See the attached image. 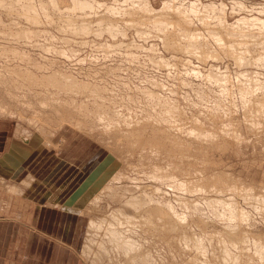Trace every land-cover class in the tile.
<instances>
[{
    "label": "bare ground",
    "instance_id": "bare-ground-1",
    "mask_svg": "<svg viewBox=\"0 0 264 264\" xmlns=\"http://www.w3.org/2000/svg\"><path fill=\"white\" fill-rule=\"evenodd\" d=\"M132 1V5L137 2V0ZM144 3L145 4L142 2L137 6L134 5L129 9H120L106 4L105 11H102V7L105 4L99 0H0V10H3L7 15L16 16V18L11 19L13 25H11V22L3 20L0 17V37L2 35L5 36L7 40L14 41V43L10 45L0 41V119L11 118L17 121V135H15V141L20 140L25 142V144L34 142V144L41 145L44 150L61 147L60 143L58 144V139L61 138V142L64 144L67 143V136L73 131L75 133L74 137L77 135L82 136V138L87 140L88 137L94 139L99 146L110 154V158L114 157V148L110 145L111 142L102 140V136H105V139L109 140L117 139L116 142L120 141L121 138L128 142L132 140L130 142L132 143V146H139L142 150L145 149L147 154L159 156L158 158H160V155L167 152L168 155H170L169 153H172L174 156L172 162L168 160L169 163L167 164L159 165L156 164L157 162H152V171L149 172L147 179L158 182L160 185H168L174 188L178 192L174 199L175 203L168 199L169 197H166L167 193L163 191V188L152 185L150 187V185H148L145 186L146 188L144 187L145 191L142 194H137L135 192L133 194L131 193V197L127 200L125 199L124 206L112 211L109 217L101 219L89 217L85 229L88 228V233L89 231H93L94 233L91 237H86V244L87 248H89V253L90 250L92 252L94 251V246L92 245H97L99 247V250L97 251H100L101 249L104 253L107 252V246L105 247V245H113L121 252V255L123 254L126 257V260L124 261L125 263L149 264V259L146 258L149 254L146 256L144 252L140 254L137 252L141 250L140 245H153L155 242L154 240H159V242L164 241L163 243L167 245H178V247L179 245H196L197 249L198 245L199 250H197L199 252L197 250L196 252L205 257L209 252L206 245H219L221 249L219 246H216V249L218 250L219 248L220 253L222 252L223 255L220 254L221 256L219 257V250L218 253L213 251L214 255H216V253L218 254L216 259H214V261L212 260V262H201L203 264L264 263V235L262 236L253 233L255 228L254 216H260L261 220L264 222V193L259 191L255 185L236 181L231 178L232 176H227L222 172H216L211 175L202 170L201 172H198L200 175L196 172V175H194L189 169V172H187L186 169L181 167V162L178 161L180 160L178 154L183 152L193 154L192 152H194L196 146L199 148V151H203L207 146L217 144L218 138L220 137L225 138L229 142L239 143L243 139L245 141L244 137L246 136H244L241 129L243 124H245L246 128L251 132L256 133V135L264 129V80L261 79L263 75L262 73L259 75L254 74V72L249 73L248 71H238L239 73L236 72L231 76L228 74H221L220 76L213 70L209 71L207 75L202 74L200 72L201 70H188L186 73L188 78L181 76L180 81L184 86H187L194 91L197 99L191 100V98H185L191 102V105L200 107L199 112L204 114L209 125L207 126L200 116L195 115L190 119L191 125L185 126V112L180 105L181 102L179 103V100H177L178 97H174L175 95L173 97L169 96L168 98H164L155 90L149 89V86L141 87V94L145 96V98L147 97L150 99V102L148 103H150L151 110L143 107L142 104L139 106V109L141 108L142 112L141 116L136 108L135 110L133 109L134 106L133 108L128 107L129 111L125 114L118 110V91L113 90V88L110 90L98 84H93L90 81L86 82L81 80L74 76L73 73H69L68 70L63 71L62 69H56L53 61L55 60L56 62L57 59L52 58V61L47 55L48 59L46 58L45 60L47 64H43L38 61L39 59L36 60V58H33L36 56H34L35 53L32 52L33 50L30 51L24 46L31 45L38 48V50L42 49L44 52H52L73 59L76 53L74 51L63 49L66 47L65 45L72 46L73 42L85 45L87 44V37L85 36L90 35V33L96 34L97 37L108 35L109 37L117 39L120 35H125V32L128 31L127 28H124L127 29L125 32L121 29L122 25H119V18L117 17V15H125L131 18L126 23L128 26L134 27L133 25L137 24L141 27L138 29L140 36L159 37L161 38L165 49H173L177 52L188 54L192 59L196 58L200 62L206 63L209 59H221V55L224 53L228 57L233 58L236 65L239 67H245L247 65L264 66V20L262 18L257 19L262 23H250L247 20L244 21L243 25L247 29L244 30V28H241V33L247 34L244 35L245 39L239 41H233L228 38L225 39L223 37V30H209L208 35L217 43V45H220L221 52H217L208 48V43L206 45V42L210 37H204L203 33L194 27L195 17H197L202 24L209 25L210 22L206 16L207 14L200 15L201 11L197 9H192L188 12L184 6L179 5L180 8H177L175 7L176 5H172L174 4L172 2H166L165 6L159 11L153 9L155 12L154 14H151L152 7L148 0ZM139 10H141V12H139ZM145 13L147 14L143 15ZM137 15L143 16L137 18ZM43 17L47 19L46 22L49 24H51V22H56V20L60 18L65 19V21H63L64 23L61 25L63 33H71V35L79 36L81 37V42H77V37L76 39L75 37L68 38L65 36L63 38L58 37L60 38L58 39L50 32H47V35H49V37L51 36L54 40L58 39L63 41V46L65 47L62 48L61 46L58 48L57 45L54 44L55 42L52 43V41L46 42L45 44L38 42L37 38L39 36L36 35L38 32L31 26H39L43 24ZM18 19L21 21L25 20L30 25H22ZM223 19L219 18L221 24H225L223 26L226 31V29L232 27L233 24H231L232 26H228L226 24L228 21ZM251 24L255 26L259 25L258 32L248 30V26ZM35 28L37 29V27ZM235 29L239 30L238 28H231L230 32L235 31ZM154 31L158 32L155 33ZM111 47H113V44L106 43L103 45V51L108 52L110 50L107 48ZM76 48L79 49L77 46ZM152 50L155 51L156 49L152 48ZM159 50L162 51L161 47ZM252 50H258V54L256 56L248 54V52ZM131 56L136 57L134 54ZM83 61L85 60L82 59L80 64H82ZM123 61L124 60H122V62ZM168 61L169 60H166L163 56H160L159 61L152 60V62H155L161 67L169 66L170 63ZM191 61L193 60H188L189 63H191ZM64 62H66V60ZM114 65L116 67L115 63ZM106 67H108V65ZM91 69L96 68L91 67ZM80 73L81 72H79V75ZM112 74L113 72L111 75ZM84 76L86 75L84 74ZM195 78L199 79V81H203L205 84H195L193 82V79ZM166 86L165 83H161L158 79L153 83V87L159 89H164ZM217 88L221 90H217ZM135 95H138V92L129 95V100L131 102L133 101V103H136ZM226 96H230L229 98L233 99V101L230 99V104L233 105V109H231L229 104L226 103V100L221 99L223 97L225 99ZM236 98L240 100V103L242 104L241 107L238 106V102H234L236 101ZM212 102L213 104H211ZM222 103L225 104L222 105ZM201 105H206L203 110H201ZM191 107L193 108V106ZM236 109L237 111H240V109L243 110L244 121L240 119L235 120L233 114L236 112ZM219 122L225 124H223V126L220 125L217 128H212L213 125H218ZM226 122L229 123L226 124ZM25 123H27L28 128L25 127ZM97 132L98 134L96 137L94 134ZM227 141L225 144H227ZM145 145L150 146L151 150L148 151L146 149L147 147L145 148ZM141 154L143 155L144 152L141 151ZM112 159L114 164L119 163L120 167L123 166L124 162L122 161V156L117 159L115 158V160L114 158ZM182 160L184 161V159ZM205 163H207V159L203 160L201 164ZM99 168L93 173L94 176L91 175L94 179H96V174ZM186 176H189V178H186ZM124 178L127 177L122 172V168L118 169L117 172L111 176L109 182L99 189L100 192H98L95 197L101 200L102 194L100 193H106L107 191L110 196L119 195V191L120 189H123V186L117 187L112 185L117 182L122 183ZM28 181L30 180L27 178L23 182L27 185L29 183ZM87 181L85 183H87ZM166 181L168 182L166 183ZM83 186L81 187L82 190L84 189ZM22 187L23 186L21 185L14 184L10 187V190L8 189V193L12 195L19 194ZM85 189H88V187ZM171 193H173V191ZM184 193L192 196L198 195L203 198L201 200H191L186 198ZM82 195L83 194L81 193L79 197ZM79 197L74 198V201L70 200L72 205L61 204V207L69 213L88 215L86 209L92 210V208L87 207L85 211L83 210L84 207H82L83 209L79 207L78 205H82L81 203H78L82 199V197L81 199ZM95 197L93 196V198ZM195 198L196 197H194V199ZM83 199H86L85 202L88 200V198L84 196ZM52 201L55 203L54 200ZM57 203H59V201ZM200 204L204 205L209 210V213L213 217L211 218L214 219L212 222L214 224H220L221 226V230L218 233L215 232V235L212 233L210 236L207 235L209 234L208 232L204 233L206 223L200 215L202 209ZM125 208H131L135 214L130 215L129 211V214L126 213L127 211ZM179 208H182V211H180ZM195 227L199 228L203 234L193 233L192 229ZM216 231H218V229ZM243 245H254L255 251L253 255L246 257L242 255L244 253L243 251L247 250ZM210 248L215 250L212 247ZM249 251H246L247 255ZM158 252L160 253L159 249ZM85 254L86 251L84 250L83 255L85 256ZM154 254H156V252ZM98 256L100 257V253L97 257ZM157 256L155 255V257ZM186 256L187 255H185V257ZM85 257V259H88L87 257L89 256L86 255ZM162 257L164 258V254ZM192 257H190L191 261H193ZM210 258H212L211 255ZM96 260L101 261V258L95 259V261ZM161 260L163 261V259ZM198 260L197 262L199 263ZM194 262L196 263V261Z\"/></svg>",
    "mask_w": 264,
    "mask_h": 264
},
{
    "label": "rangeland",
    "instance_id": "rangeland-1",
    "mask_svg": "<svg viewBox=\"0 0 264 264\" xmlns=\"http://www.w3.org/2000/svg\"><path fill=\"white\" fill-rule=\"evenodd\" d=\"M69 1H71V0H69ZM99 1H101L103 4H105L104 5L105 7L104 6L102 7L103 8L102 11H105L107 5H110V6H113V7H117V8H120V9H126V8L129 9L130 7H133L134 5L137 6V5L141 4L142 2H143V4H145L144 2H146L147 0H143V1L142 0H137V2L134 3V5H132V3H133L132 0H130V1H127V0H118V1L117 0H99ZM148 2H149V4L152 7L151 8V14H154V12H155L154 10L155 9L158 10V11L161 10L165 6L166 2L174 3L172 5H176L175 7H177V8H180V6H184L187 9L188 12L191 11L192 9L193 10L197 9V10L201 11L200 15L207 14L206 16L208 17L209 22H210L209 25L202 24L198 20V18L194 16L195 17L194 18V27H195V29H198L200 32H202L204 37H206V36L208 37L209 36L208 35V31L209 30H215V31L216 30H220V31L223 30L224 31L223 32V34H224L223 37L225 39L228 38V39L233 40V41L234 40L235 41L236 40L239 41V40L245 39L244 35L247 34V33H241V28H244V30L247 29L243 25L244 21L247 20L250 23H254V22L262 23L261 21L259 22V20H257V19L258 18H262L264 20V0H148ZM119 6H121V7H119ZM139 12H141V10H139ZM146 14L147 13H145L143 15H146ZM2 15H3V17H2ZM143 15H137V18H139V17L141 18ZM0 17L3 20H6L8 22H11V19L16 18V16L14 17L13 15H11V16L7 15L6 13H4L3 10L2 11L0 10ZM117 17L119 18V22H120L119 25L120 26L122 25L121 29L124 32L128 29V31L125 32L126 33L125 35L122 34L117 39H114L112 37H109L108 35L107 36L104 35L102 37H97L96 34H91L90 33L91 37H90V35L85 36V37H87L86 38L87 44L80 45L79 43L76 44V43L73 42L72 46L71 45H65L66 47L63 46V44H64L63 41L58 40V39L63 38L65 36H67L68 38L69 37L70 38H73V37L76 38L77 37L78 38L77 42H81V40H80L81 37L75 36L73 34H72L73 35L72 36L71 33H63V31L61 30V25L64 23L63 21H65V19H63V18L61 19L60 18V19H57L59 21L56 20V22H54V23L51 22V24H49L48 22H46L47 19H45V17H43V19H42V23L43 24H41L39 26H33V25L31 26L32 28L34 27L33 29H35L38 32V34L36 33V35L39 36L37 38L38 42L45 44L46 42H49V41L51 42L52 41V43L55 42L54 44L57 45L58 48H60L62 46V48L65 47L63 49H65L67 51H74L76 53V55L74 56L73 59H69V58H67L65 56H61L59 54H55V53H52V52H50V53L44 52L42 49L38 50V48H35V47L31 46V45H24V46L26 48H28V50H30V51L33 50L32 52L35 53L34 56L36 55L33 58H36V60L39 59L38 61L43 63V64H47L45 60H46V58L48 59L47 56H49V59L52 60V61H53V59H57L56 62H55V60L53 61L54 62V66H55L56 69L57 68L59 70L62 69L63 71L68 70L69 73H73L74 76H76L77 78H79L81 80H84L86 82L90 81L93 84H98V85H100L102 87H105L107 89L111 90L113 88V90L118 91V94H119V98H118V106L119 107H118V110L124 112L125 114H127L128 111H129L128 107L133 108V106H134L133 109L135 110V108H136V110H138V112L140 113V116H141L142 112H141V108L139 109V106H141L142 104H143L142 105L143 107H145L147 109L149 108L151 110L150 103H148V102H150V99L147 98V97L145 98V96H143L141 94V91H140L141 87H144V86L148 87L149 86V89L155 90L157 93H159V95L161 97H164V98H168L169 96L173 97L175 95L174 97H176V98L178 97L177 100H179V103L181 102L180 105H181L182 109L185 112V115H184V117H185V120H184L185 126H190L191 125L190 119H192L193 116H195V115L200 116L201 119L203 120V122L207 126L209 125V122H208L207 118L204 117V114L202 112L201 113L199 112L200 107L199 106L197 107L196 105H191V102L185 98V97L191 98V100L197 99V97L195 96L194 91H192L189 87L184 86L181 83V81H180V77L181 76H185L186 78H188V75H186L188 70H190V69H194L196 71H200L201 70L200 72L202 74H204V75H207L209 73V71L213 70V71H216L217 74L220 75V76H221V74H223V75L228 74V75L231 76V75H234L236 72L239 73L241 71H248L249 73L250 72H254V74H259V75H260V73H262L263 75H262L261 79L264 80V66L247 65L245 67H243V66L239 67L238 65H236V63H235L233 58L228 57L224 53H222V55H221L222 58L221 59H218V60L209 59L206 63H203V62H200L196 58L192 59V57H190V55H188V54H185V53H182V52H177V51H175L173 49H170V50L169 49H165L164 45H163V42H162L161 38H159V37H146V36L142 37V36H140L139 33H138V29H140L141 27L139 25L136 24V25H133L134 27H130V26H128L126 24L127 21H129L131 19L130 17L125 16V15L124 16H121V15L118 16L117 15ZM219 18L220 19H223V18L226 19V21H228V22H226V24L228 26H232L231 24H233V26L232 27H228L226 29V31H225L224 30V26H223L225 24L224 23L221 24V21L219 20ZM60 20H62V21H60ZM19 21L22 23V25H26V26L30 25L25 20H22V21L19 20ZM214 23H216V24H214ZM11 25H13L12 22H11ZM258 26L259 25L255 26V25L251 24V25L248 26V30L254 31V32H258ZM35 27H37V29ZM124 28H127V29H124ZM231 28H233V29L234 28H238L239 30L235 29V31L230 32ZM47 32H50L56 38H58V37H60V38L54 40L51 36L49 37V35H47ZM154 32L156 33L158 31H154ZM220 34H222V33H220ZM3 37H4V39H3ZM47 38H49V39H47ZM136 40H138V41H136ZM155 40H156V42H155ZM0 41H3V43L5 42V44H7V45H10V44L14 43V41L7 40L5 38V36H2V35L0 37ZM99 41H100V43H99ZM150 42H152V43H150ZM94 43H96V44H94ZM106 43L107 44H110V43L113 44V47L107 48L108 50H110L108 52L107 51H103V45H105ZM207 43H208V46H207L208 48L212 49L213 51L215 50L217 52H221L220 45H217V43L211 37L206 42V45H207ZM76 46L79 47V49L76 48ZM107 46H109V45H107ZM160 47H161V50L163 52L159 50ZM115 48H116V50H115ZM152 48H155L156 50L153 51ZM111 49H113V50H111ZM81 52H82V54H81ZM106 52H107V55H106ZM122 52H124V53H122ZM44 53H46V54H44ZM133 54L136 57L131 56ZM248 54L256 56L258 54V50H252V51L248 52ZM41 55H42V58H41ZM53 56H55V57H53ZM107 56H108V59H107ZM160 56H163V57H165L166 60H169L168 61L170 63L169 66L161 67V66L157 65L155 62H152L153 59L159 61L160 60ZM99 57H101V58H99ZM103 57H105V58H103ZM109 57H110V59H109ZM82 59L85 60V61L82 62L83 65L80 64ZM120 59H121V61H120ZM189 59H191L193 61H191V63H189L188 62ZM63 60L64 61L66 60V62H64ZM122 60H124V61L122 62ZM96 61H97V63H96ZM147 61H148V64H147ZM93 62H95V63H93ZM55 63H56V65H55ZM114 63L116 64V67H115ZM176 63H177V65H176ZM101 64H103V65H101ZM104 64L105 65L107 64L108 67H106L107 65L105 66ZM97 65H98V67H97ZM112 65H114V66H112ZM69 66H70V68H69ZM86 66H87V69L89 68L88 70L86 69ZM78 67H81V68H78ZM91 67L92 68L95 67L96 69H91ZM99 68H101V69H99ZM148 70H149V72H148ZM79 72H81L80 75H79ZM82 72L86 76H84V74ZM112 72H113V74L111 75ZM110 78H112V79H110ZM157 79L161 83H165L167 85L166 88L159 89V88L153 87V83H155V81ZM259 79H260V76H259ZM94 81L97 82V83H95ZM193 82L195 84H197V83L198 84H203L204 83L203 81H201V80L199 81V79H196V78L193 79ZM103 83H105V84H103ZM206 86H207V84H206ZM134 90H135V92H134ZM172 90H175V91H172ZM217 90H221V89L217 88ZM136 92H138V95L134 96L135 99H136V103H133V101L131 102L129 100V95L130 94L133 95ZM122 94H123V97H122ZM229 97L230 96H226L225 99H224V97L221 98V99L222 100H226L227 101L226 103L229 104L231 109H233V105L230 104L231 101H233V99L229 98ZM230 99H231V101H230ZM6 100H9V99H6ZM234 102L235 103L238 102V106L239 107L242 106V104L240 103V100H238L237 98H236V101H234ZM209 104H206V105H209ZM211 104H213V102ZM224 104L225 103H222V105H224ZM206 105H201V110H203V108H205ZM191 106H193V108ZM233 115L235 117V120H237V119L239 120L240 119V120L244 121L243 110L240 109V111H237V109H236V112ZM127 117H128V115H127ZM1 121H5V122L8 123L6 125V128H7V131H8V133H7L8 134V138H9L8 139V143H9V146H10L12 140L16 139L15 135H17V121H15L14 119H11V118L0 119V122ZM210 123L213 124L212 122H210ZM219 123H218V125L216 124L217 126L213 125L212 128H214V127L217 128L220 125L223 126V124H225V123H222V122H219ZM227 123H229V122H226V124ZM2 125L0 123V127L1 128H3ZM25 127H27V123H25ZM241 129L243 131L244 136H246V137H244L245 141L243 139L239 143L238 142H229L225 138H221L220 137V138H218L219 142L217 141V144H213L211 146H207L205 148V150H203V151H199V148H197V146H196V149H195L196 152L194 150V152H192L193 154L184 153V152L178 154L179 155V159H180L178 161L181 162V165H182L181 167L186 169L187 172H189V170L192 171L194 173V175H196L195 172L198 173L199 171L201 172L202 170L207 172L208 174L210 173L211 175L216 173V172L217 173L218 172L219 173L222 172V173L226 174L227 176H230V177L232 176L231 178L235 179L236 181H240V182H243L245 184H253V185L256 186V188L259 191L264 193V129L261 130V132L258 133L257 135H256V133H253L249 129H247L245 124H243V126H241ZM74 134L75 133L73 131H71L68 134V136H67L68 137V142L65 143V144L63 142H61V138L58 139V144L60 143L61 147H59L57 149L56 148H54V149H46V150L50 151L51 153H48V154L41 153V155L38 158V163L34 167H32V168H30L28 170H29V174L30 173L32 174V175L31 174L29 175L32 178H36L37 180L45 178V176H47V173H48L47 171L50 169V167L53 166V164H55L53 160L57 159V157L60 156V155H62L61 158H64L65 161L74 162L71 166H73V168H76L75 170L80 169L81 167H78V166H80V163L84 159V155L77 156V154H81L83 151H86L88 148L90 150H92L91 146L93 147V150H92V152H90V154H89L90 156L89 157H92L95 153H97L95 155L96 159L103 158L104 156L107 155V158L105 159L104 164L102 163L103 165L101 164L102 166L100 165L99 166L100 168L98 167L99 170H98V172L96 174V179H94V177H93L94 175L92 177H90V179L89 178L85 179V182L88 179L89 180L87 181V183L84 182L85 185H84V183H82L81 186L79 185L80 187L78 186L79 188L78 187L74 188L73 190H75V191L72 194V196L70 197V199L72 201H74L73 199L79 197V195H81V193H82L83 194L81 196L82 199H81V197H79L81 200L78 202V203H81L82 205H78V206L81 207V208L84 207V209L82 208L83 210H85L87 207L88 208H92V210H90V209L89 210L86 209L87 211L85 210L88 213L89 216L88 215H83L82 218H81L85 222V227L87 225V221H88L89 217L90 218H94L95 217V218H100V219L104 218V217H109L111 215L112 211H114L116 209H119V208H122L124 206L125 201L128 198H130L131 195L134 192L137 193V194H142L145 191V188H146L145 186H148V185H150V187L152 185V186H155V187L163 188V191L167 193L166 197L167 198L169 197L168 199L172 200L175 203L174 199H175V197H176L178 192L174 188H172V187H170L168 185H163V184L160 185L158 182H155L153 180L150 181V180L147 179V177L149 175V172L152 171L151 168L153 167V163L157 162L156 164L163 165V164L169 163V161L172 162V159H174V156L172 155V153H169L170 155H168V152L166 151L167 153H163L162 155H160V158H158L159 156H154L153 154H147L146 153L147 151H145V149L142 150V148L139 147V146L138 147L137 146H132V143H130L132 140L128 142L125 139L123 140V138H121L122 141L120 139V141L116 142L117 139L116 140H111V139L109 140V139H105V136H102V140L111 142L110 145L114 148V152H113L114 157H112V155H111V157L114 158V160H115V158L117 159L118 157L122 156V158H123L122 161L124 163H123V166L120 167L119 163L118 164H114L113 163V161H112L113 159L109 157L110 154L106 150H104L101 146H99L95 142L94 139H91V138L88 137V140H89L88 141L87 139L82 138V136H77L76 135V137H74ZM97 134H98V132L96 134H94V135L97 137ZM100 137H101V135H100ZM223 139H224V141H223ZM87 141H88V143L91 146H89L87 144ZM226 141H227V144H225ZM205 143H207V142H205ZM33 147H36L34 145V143H32L29 146H26L24 148L25 149L24 150V156L27 155L29 151L31 152L33 150ZM70 147H72L71 150H69ZM222 147H223V149H222ZM145 148L148 151L151 150L150 146L145 145ZM36 149H37V147H36ZM130 149H131V151H130ZM133 150L136 151V152H134ZM141 151L144 152L143 155L141 154ZM199 152H201V153H199ZM52 153H54V154H52ZM165 154H167V155H165ZM184 154H185V156H184ZM190 155H192V156H190ZM181 156H182V158H181ZM219 156H220V158H219ZM182 159H184V161ZM205 159H207V163L201 164L203 162V160H205ZM95 161L98 162V160H95ZM208 162H209V165H208ZM206 164H207V166H206ZM195 166H196V168H195ZM66 167H68V168H66ZM197 167H198V169H197ZM121 168H122V172L124 173V175H126L127 178H124L122 183L117 182V183H113V185H112V186H117V187L123 186L122 187L123 189H120V191H119V195H115V196L111 195L110 196L108 194V191L106 193L105 192H101L100 194H102V199L101 200L97 199V197H95V195H97L98 192H100L99 189H101L105 184H107L109 182L111 176L114 175L115 172H117V170L121 169ZM64 169L68 170L66 172V174L63 175L64 177L61 176V173H59V174L51 173V174L48 175V177H54L55 176L54 179H53L54 182L57 179H58L57 182H61V183H62V181L71 182L72 179H70V177H71L72 174H70V173L72 171L70 170L71 169L70 165L67 164V166H65ZM64 169H61L60 171H63ZM209 170H211V171H209ZM198 174L200 175V173H198ZM81 175L82 174L77 173L76 177L79 178ZM131 175H133V176H131ZM29 176L25 175V177L23 176V179L27 178ZM186 178H189V176H186ZM19 180H21V179H19ZM50 181H52V179H50ZM167 182L168 181H166V183ZM82 186L84 188L83 190L81 189ZM25 187H27V186H25ZM46 187L50 188V186H46ZM87 187H88V189L89 188L90 189L89 190L85 189ZM70 190L71 189L68 188L67 192L70 191ZM172 191H173V193H171ZM65 192H66V189H65ZM83 196L88 198L87 202H85L86 199H83ZM93 196L95 198H93ZM184 196L186 198L191 199V200H201L203 198V197H199L198 195L197 196L196 195L192 196V195H189L187 193H184ZM10 197H11V195L2 194L0 192V200L3 199V201H0V208L3 206V208L5 210V211L3 210L4 212H2V213L0 211V264H22V261L25 259V257L28 254V251H26V244L30 243V245H36V242H34L32 239H33V236H34V232L38 233V229H36L38 226H35V224L33 222H31V220H35L34 218H32V213H31V212L34 211V209L32 211V207L33 206H32V204H30L31 206L29 205V201L27 200V198H23V200L25 201V203H24L25 219L22 218L23 220H21V219L17 218V216H18L17 214H18V211L22 212L21 209H23V208H22V206H17L16 201H12L11 202L9 200ZM194 197H196V198L194 199ZM90 199H92V200H90ZM46 203H47V200L46 201L43 200L41 205H44ZM52 203H53L54 206H56V204L54 202H52V201L48 202V204H50V205ZM199 203H201V202H199ZM64 204L72 205L70 203V201L62 203V205H64ZM89 204H90V206H89ZM8 205H9V207H8ZM35 205L38 206V203L37 204L35 203ZM94 205H95L96 208L94 207ZM28 206H29V208H28ZM47 207H50V206L48 205ZM201 207H202V209H201L200 215H201V217H203V219H204V221L206 223V227H205L206 229L204 230L205 231L204 233L208 232L209 234H207V235H210V236L212 235V233L213 234L215 232L218 233L221 230L220 224H216L215 223L216 224L215 225L212 222V220H214V219H212L213 217L209 213V210L204 205H201ZM42 209L45 210V208H42ZM25 210H27V211H25ZM125 210L127 211V212L125 211L126 213H128V211H129L130 215L135 214L132 211L131 208H125ZM179 210L182 211V208H179ZM37 215L39 217V213H37ZM255 216H254L255 228H254V232L253 233L254 234H260V235L263 236L264 235V230H263L264 229V227H263L264 226V222L261 220L260 216H258V215H255ZM6 217H8L9 221H12L11 219H13V220L14 219L15 220L18 219L17 220L18 222H15V223H17L19 225L18 228L22 230V234L16 233L14 231L15 229L13 231H11V229H10V233L8 232L6 237L2 236L1 229L5 225L4 223H7L4 220V218H6ZM42 221L47 222L48 220L42 219ZM10 225H12V224H10ZM85 227H84V231H83V234H82V237H81V244L80 245H82V246H80L81 249H80V251H78L80 261H82V262H80V264H127V263L124 262L126 260V257L123 254L121 255V252L118 251L113 245H105V247L107 246L106 247L107 248V252L106 253L102 252L101 249H100V251H97V250H99V247L97 245H92V246H94V248H93L94 251L92 252L90 250V253H89V248H87L86 242H87V238L91 237V235H93L94 233H93V231H89V233H88V230H87L88 228L85 229ZM196 228L197 227L192 229L193 233L195 232V233H200V234L202 233L203 234V232L199 228H197V229ZM217 229H218V231H216ZM42 233L44 235H46V237L49 236L48 233H44V232H42ZM40 235H42V234H40ZM44 235H42V236H44ZM20 237H22V238L20 239ZM154 241L155 242L153 243V245H147V246L146 245L145 246L144 245H140V247H141L140 249L141 250H139V252H137L138 254L144 252L146 256L149 254V256L146 257L147 259H149V262H148L149 264L150 263L151 264H153V263L154 264H157V263L158 264H177V263L178 264H192V263L193 264H196V263L200 264L201 262H206L207 263L208 261H210V262H212V260L214 261V259H216V256L218 254H219V257L221 255H223L222 252L220 253V249L221 248H220L219 245H214L215 247L211 246V245H206L208 247V250H209L208 253L209 254L207 253V255L205 257V256H202V255H200L198 253L199 252L198 251L199 250L198 245H197V249L198 250L196 249V245H179V247H180V249H179L178 245H176V246L174 245L173 246V245H167V244L163 243L164 241H160V242H159V240L158 241L154 240ZM18 245H23L24 246L22 251H17L16 250V246H18ZM164 245H165V248H164ZM216 246H219V248H220V249L218 248L219 253H218V250L216 249ZM191 247H193V248H191ZM210 247H212L215 250H212ZM243 247L245 249H247V250H244L243 251L244 253L242 255H244L245 257L249 256V255H253V253L255 251V246L254 245H252V246H249V245L244 246L243 245ZM111 248H113V249H111ZM188 248L191 249V250H189ZM158 249H159L160 253L158 252ZM84 250L86 251L85 256L87 255V256H89L91 258L87 257L88 259H85L86 257L83 255ZM196 250L198 252H196ZM184 251H185L186 254L184 253ZM213 251H216L218 254L215 252L216 255H214ZM246 251H249L248 255H247ZM155 252H156V254H154ZM88 253H89V255H88ZM96 253H98V254H96ZM99 253H100V257L99 256L97 257V255H99ZM118 253H119V255H118ZM161 253H162V255H161ZM192 253H193V255H192ZM157 254H158V256H157ZM163 254H164V258L162 257ZM180 254H181L182 259L180 257ZM194 254H195V258H194ZM155 255L159 259L157 257H155ZM185 255H187V256L185 257ZM210 255L212 256V258H210ZM94 256H95V258H94ZM165 256H166V258H165ZM190 257H192L193 261H191ZM99 258H101V261L100 260H96L95 261V259H99ZM121 259H122V261H121ZM157 259H158V262H157ZM161 259H163V261ZM196 259L197 260L199 259L198 260L199 263L197 262ZM194 261H196V263ZM257 262H258V260H257ZM201 264H203V263H201ZM252 264H256V263L252 262ZM257 264H259V263H257ZM262 264H264V263H262Z\"/></svg>",
    "mask_w": 264,
    "mask_h": 264
},
{
    "label": "crops",
    "instance_id": "crops-1",
    "mask_svg": "<svg viewBox=\"0 0 264 264\" xmlns=\"http://www.w3.org/2000/svg\"><path fill=\"white\" fill-rule=\"evenodd\" d=\"M0 123L1 125L3 124V128L0 127V192L2 194L9 195L10 193L8 192L10 190V187L14 184L23 186L24 188H21V192L19 194H10L11 197L9 198V200L11 202L16 201L17 206H22V212L18 211L17 218L23 220L25 219V201L23 200V198H27V200L29 201V205L32 204L33 206L32 211L34 209V211L31 213L32 218H34L35 220H31V222H33L35 226H38L36 228L38 229V233L34 232V236L32 239L34 242H36V245H30V243L26 244V251H28V254L22 261V264H80V262L82 261H80L78 251H80V246H82L80 245L81 237L85 227V222L81 219L83 215L69 213L61 207V204L64 202H69L71 200L70 197L75 191L73 189L78 187L79 185L81 186L82 183L85 182V179L91 177V175H93L97 168L105 161L107 155L103 158H99L100 160L96 159L95 157L97 153H95L92 157H89V154L90 152H92L93 147L88 143V140L87 144L91 146L92 150L88 148L81 154H77V156L84 155V159L80 163V166H78L81 167L80 169L75 170L76 168H73V166H71L74 162L65 161L64 158H61L62 155H60L57 157V159L53 160L55 164H53V166L50 167V169L47 171L48 173L45 178L37 180L36 178L27 177L28 180H30L28 181L29 183L27 182V185H29L27 186L23 182L24 179L27 178L23 179V176L25 177V175H30L28 169L34 167L38 163V158L41 153L48 154L51 152L48 150H44L43 147L39 144H34L37 149L36 147H33V150L31 152L29 151L28 154L24 156V148L34 142H30L31 144H25V142L23 141H15V139H13L9 146V138L7 134L8 131L6 128V125L8 123L5 121H1ZM71 149L72 147L69 148V150ZM95 160H98V162ZM67 164L70 165V170L72 171L70 173L72 174L70 177V179H72V183L68 181H62V183L57 182L58 179L54 182L53 179L55 176L48 177V175L51 173H61V176L65 175L68 170L64 169V167L67 166ZM61 169L64 170L60 171ZM77 173L82 175L78 178L76 177ZM50 179H52V181H50ZM46 186H50V188ZM68 188H70L71 190L67 192ZM43 200H47V203L41 205ZM52 200L55 201V204L58 201L59 203H57L56 206H54L53 203L51 205L48 204V202ZM0 201H3V199H1ZM35 203H38V206H36ZM48 205L50 207H47ZM42 208H45V210H43ZM3 210L4 208L2 206L0 208L1 213L5 211ZM37 213H39V217ZM42 219L48 221L44 222L42 221ZM4 220L7 223H4L5 225L1 229L3 237H6L8 232L10 233V229L11 231L15 229L14 231L16 233L22 234V230L18 228L19 225L15 223L18 222L17 220L11 219L12 221H9L8 217L4 218ZM10 224H12L13 226ZM41 231L44 233H48L49 236L46 237V235H44ZM21 238L22 237H20V239ZM23 247V245H18L16 246V250L22 251Z\"/></svg>",
    "mask_w": 264,
    "mask_h": 264
}]
</instances>
